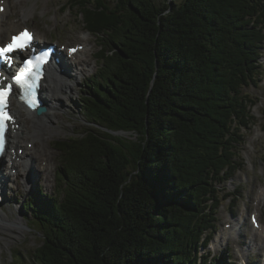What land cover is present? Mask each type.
<instances>
[{
  "label": "trees",
  "instance_id": "trees-1",
  "mask_svg": "<svg viewBox=\"0 0 264 264\" xmlns=\"http://www.w3.org/2000/svg\"><path fill=\"white\" fill-rule=\"evenodd\" d=\"M73 7L100 38L101 66L83 96L99 129L58 143L57 196L23 204L44 233L37 262L208 264L198 252L253 119L244 88L260 68L263 0Z\"/></svg>",
  "mask_w": 264,
  "mask_h": 264
},
{
  "label": "rangeland",
  "instance_id": "rangeland-1",
  "mask_svg": "<svg viewBox=\"0 0 264 264\" xmlns=\"http://www.w3.org/2000/svg\"><path fill=\"white\" fill-rule=\"evenodd\" d=\"M106 1L111 6L115 5L117 0H102ZM158 4H163L167 0H154ZM172 1V0H169ZM13 6V12L10 14L7 22L19 21L21 26L23 25L22 17L28 14L26 24L38 29L45 35L48 41L59 40V43H65L67 45H78L81 42H87L88 45L85 49L86 54L82 56L84 62L83 67L86 69L80 74V78L77 81V87L82 88L79 91H75L69 96H65L62 92L64 110H58L60 115L55 116V122L57 124L58 131L52 134L50 142L47 143L50 146L56 145V142H63L77 138L82 135L86 129L95 128L99 129L98 125L89 122L87 118L86 110L83 106V96L85 93L91 92L90 77L97 74L101 63L98 60L97 54L100 50V38L88 33L87 38L83 39L81 32L84 29L83 17L79 15V11L76 7H73V0H22L21 4L19 0H11ZM264 4V0H263ZM15 21V22H16ZM16 24V23H14ZM264 45V44H263ZM85 60L88 61L85 66ZM260 68L257 69L254 75V81L244 88V92L249 95V98L256 103L254 107H251L253 119L251 120L247 128H243L240 131V137L242 143L237 145L238 164L234 174L228 181L219 185L221 191V203L213 214V222L215 224L212 231V238L209 239L206 248L199 250V256L201 262L210 259L208 264H212L211 260L217 258L216 264H246V258H243L237 252L239 249H246L247 236L252 234L251 214L256 212L254 204V198L258 188L264 185V49L262 51V58L259 62ZM262 64V65H261ZM72 81V79H70ZM45 94V92H44ZM72 109V111L70 110ZM25 119V120H24ZM25 127L32 130L30 122L27 116L24 117ZM116 135L128 138H136V135L131 132H116ZM30 135V133H29ZM27 135V140H33L32 137ZM258 135V138H256ZM256 138V141H254ZM59 142V143H60ZM54 147L55 160L50 182L41 180L44 189H40L38 185L36 187H28V191L21 187L20 191H13L8 186L6 192L8 197H4L2 188L0 193V211L5 214L6 222L13 226L16 225L20 229L5 234V230L0 229V264H39L36 260V253L44 240V233L41 228L35 224V215L32 210H23L22 204L24 202L36 205L38 201H43L46 196H57L60 182L58 181L57 172H60V168H64V159L66 158V151L63 147ZM5 165V171H6ZM23 168L14 170L16 176L15 180L9 182L10 185H16V183H23L22 175ZM48 183L50 187H48ZM10 194H18L20 197L16 200L11 198ZM264 206V202L259 207ZM246 210L245 222L243 224V230L246 235L244 237L239 236V244L233 239L225 237L224 244L220 245L216 243L217 235L229 224V220L234 222L236 226V219L240 217L241 213ZM261 217L259 219L264 224V207L261 208ZM257 214V213H255ZM210 217V216H209ZM16 221H20L21 224H17ZM211 232V231H210ZM209 232V233H210ZM208 233V234H209ZM236 236V235H234ZM238 237V235H237ZM241 240V241H240ZM263 253V250L260 251ZM254 249L249 253V258L254 263L261 259V253ZM224 257V258H223Z\"/></svg>",
  "mask_w": 264,
  "mask_h": 264
},
{
  "label": "bare ground",
  "instance_id": "bare-ground-1",
  "mask_svg": "<svg viewBox=\"0 0 264 264\" xmlns=\"http://www.w3.org/2000/svg\"><path fill=\"white\" fill-rule=\"evenodd\" d=\"M20 4L22 0H19ZM6 9L4 12L1 13L2 19L0 20V40L9 38V35L13 34L17 29L21 26V23L14 24L13 22H7L10 14L13 12V6L11 0H6ZM22 17L24 21H27L29 18L28 14H25ZM85 40V38H84ZM40 42V41H39ZM41 43V42H40ZM85 43V42H84ZM82 44V43H81ZM86 44V43H85ZM85 54V51L79 50L78 53L74 55H70L65 59V64L62 66H54L48 77L45 78L43 83V97L45 98V105L47 106V110L43 112L41 115L36 114V112H29L23 109L18 103L17 99H14V114L16 115V122L10 132V140L9 145L10 148L7 151V159L4 158L0 161V188H2L4 197H8L6 189L10 186L13 191H20L21 187L23 186L24 189L28 191V187H36L38 183V187L44 189L43 183L41 180H45L46 182H50V176L52 173L53 166L56 164L55 160V151L54 147L59 148L58 143L56 145L50 146L47 144L50 142V138L52 134L57 129V124L55 122V116L60 115L58 110H64L66 107L64 105H68L69 103H64L65 98L62 96V92L65 96H69L73 94L75 91H79L82 88L77 87V81L80 78V74L86 69L83 67L84 62L82 64L83 58L82 56ZM63 62V61H61ZM88 61L85 60V66H87ZM72 79V81H70ZM72 111V109H70ZM69 113V111H65ZM27 116V119L31 123L32 130L30 127H25V119L24 117ZM24 119V120H23ZM30 133V135H29ZM27 135L33 138L32 140H27ZM27 138V139H26ZM258 138V135L257 137ZM256 138L254 141H256ZM23 149V152L20 153V150ZM3 162V163H2ZM6 166V171L4 167ZM23 168L24 172L21 170L20 172L23 173V183H16V185H10L9 182L12 180L16 181V173L13 172L14 169ZM58 173V172H57ZM48 187L50 184L48 183ZM37 188V187H36ZM14 200L18 199L20 196L18 194H10L9 195ZM255 200H258L257 205L255 208L258 210L261 203L264 202V186H260L258 191L255 195ZM1 205V203H0ZM23 205V204H22ZM23 210L24 207L22 206ZM242 214V213H241ZM244 215V214H243ZM6 216L0 211V229L5 230V234L9 232H13L15 230H22L16 225H9L6 222ZM232 221V220H229ZM17 224H21L20 221L14 220ZM240 218H237V224H240L239 227L236 226H227L223 229L218 235L216 240L217 245L224 244V238L229 237L228 239H233L239 244V236L246 238L245 231L242 229L243 224H241ZM232 231L234 234H232ZM237 233V234H236ZM238 235L234 236V235ZM246 249H239L238 254L241 255L243 258H246L247 262L249 263V253L254 249L258 250L259 252L263 250L264 252V225L261 224L260 228H253L252 234L247 236ZM241 241V240H240ZM264 254V253H263ZM264 264V260H258ZM260 264V262H258Z\"/></svg>",
  "mask_w": 264,
  "mask_h": 264
},
{
  "label": "snow or ice",
  "instance_id": "snow-or-ice-1",
  "mask_svg": "<svg viewBox=\"0 0 264 264\" xmlns=\"http://www.w3.org/2000/svg\"><path fill=\"white\" fill-rule=\"evenodd\" d=\"M32 40V34L26 29L19 33V35L12 38V43L6 47H0V61L10 63V58L7 56L8 53L20 49L23 50L27 47ZM74 51V50H73ZM50 58L49 52H42L40 55L33 56L31 59L25 62V67L21 68L19 74L14 77L15 82L20 85L22 89L21 99H25L29 107H38V101L36 99L34 90L37 87V81L41 78L42 73L37 71L40 66L47 63ZM11 85L8 89L0 87V145L3 144V132L7 127V123L12 120V117L5 110L7 105L8 91L11 89ZM255 222V217H253Z\"/></svg>",
  "mask_w": 264,
  "mask_h": 264
}]
</instances>
